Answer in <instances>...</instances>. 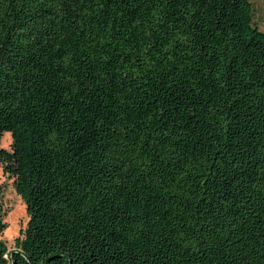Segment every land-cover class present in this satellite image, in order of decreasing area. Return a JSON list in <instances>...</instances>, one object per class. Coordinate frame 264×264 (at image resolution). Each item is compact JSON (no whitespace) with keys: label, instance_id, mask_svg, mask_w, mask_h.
Returning <instances> with one entry per match:
<instances>
[{"label":"trees","instance_id":"1","mask_svg":"<svg viewBox=\"0 0 264 264\" xmlns=\"http://www.w3.org/2000/svg\"><path fill=\"white\" fill-rule=\"evenodd\" d=\"M4 131L0 264H264L249 0H0Z\"/></svg>","mask_w":264,"mask_h":264},{"label":"rangeland","instance_id":"2","mask_svg":"<svg viewBox=\"0 0 264 264\" xmlns=\"http://www.w3.org/2000/svg\"><path fill=\"white\" fill-rule=\"evenodd\" d=\"M251 3V19L258 29H264V0H249ZM10 135L4 131L0 136V147L8 149ZM0 211L4 221V227L0 237L5 241L7 247L13 246L14 237L21 235L25 227L27 214L24 203L16 193L12 177L3 173L0 165Z\"/></svg>","mask_w":264,"mask_h":264}]
</instances>
